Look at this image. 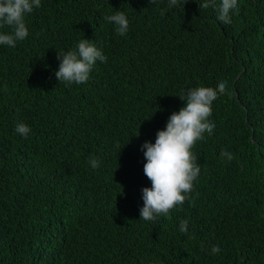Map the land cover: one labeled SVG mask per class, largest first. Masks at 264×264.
Returning a JSON list of instances; mask_svg holds the SVG:
<instances>
[{"label": "trees", "instance_id": "obj_1", "mask_svg": "<svg viewBox=\"0 0 264 264\" xmlns=\"http://www.w3.org/2000/svg\"><path fill=\"white\" fill-rule=\"evenodd\" d=\"M237 4L227 27L197 0H42L29 14V36L0 46V264H264V0ZM116 9L125 36L104 20ZM82 37L107 62L87 83L57 81L58 53ZM220 81L190 202L145 221L141 145L183 90Z\"/></svg>", "mask_w": 264, "mask_h": 264}, {"label": "clouds", "instance_id": "obj_2", "mask_svg": "<svg viewBox=\"0 0 264 264\" xmlns=\"http://www.w3.org/2000/svg\"><path fill=\"white\" fill-rule=\"evenodd\" d=\"M186 2L168 0V7L179 8ZM197 2L202 8H211L215 13V22L224 27L229 26L231 15L238 12L237 0ZM41 6L42 0H0V46L14 48L18 42L24 41L29 36L26 18ZM104 20L113 25L120 36H125L129 31V18L123 9L113 10L104 16ZM5 28L9 30L5 31ZM58 58L60 62L55 77L67 85L87 83L97 63L108 60L102 47L84 37L73 48L58 53ZM225 92L224 81L216 85V91L202 88L187 92L183 90L178 95L183 101L182 107L169 115L165 127L157 130L154 142L145 141L141 145L145 158L143 172L151 186L141 189L143 205L139 210L140 218L145 221L167 218L172 211H179L185 202H190L189 194L193 192V185L198 183L200 173L192 149L195 144L203 142L205 134H212L215 123L211 120V105ZM14 131L28 137L32 129L27 123L18 121ZM220 156L226 161L233 159V153L227 149H222ZM88 163L92 169H96L101 161L93 156ZM187 230V221H180L178 233L183 235ZM219 252V245H213L210 249L211 254Z\"/></svg>", "mask_w": 264, "mask_h": 264}]
</instances>
